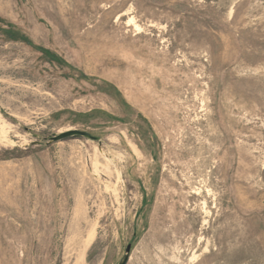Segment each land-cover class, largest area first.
<instances>
[{"label": "rangeland", "instance_id": "374dc122", "mask_svg": "<svg viewBox=\"0 0 264 264\" xmlns=\"http://www.w3.org/2000/svg\"><path fill=\"white\" fill-rule=\"evenodd\" d=\"M128 245L264 264V0H0V264Z\"/></svg>", "mask_w": 264, "mask_h": 264}, {"label": "water", "instance_id": "95a60500", "mask_svg": "<svg viewBox=\"0 0 264 264\" xmlns=\"http://www.w3.org/2000/svg\"><path fill=\"white\" fill-rule=\"evenodd\" d=\"M71 136H81V137H85L87 139H92V140H99L98 138L92 136L91 134L87 133V132H82V131H68L65 133H61L59 135L53 136L50 141L51 142H57L63 139H66L68 137ZM130 248L131 246L128 245L125 249V255L124 257L121 259V261L119 262V264H126L128 257H129V252H130Z\"/></svg>", "mask_w": 264, "mask_h": 264}, {"label": "bare ground", "instance_id": "6f19581e", "mask_svg": "<svg viewBox=\"0 0 264 264\" xmlns=\"http://www.w3.org/2000/svg\"><path fill=\"white\" fill-rule=\"evenodd\" d=\"M132 146H133V145H132ZM131 148H132V147H131ZM133 149H134L133 151H137L136 148H135V146H133ZM114 153H115V152H114ZM133 153H136V152H133ZM106 168H107V167H106Z\"/></svg>", "mask_w": 264, "mask_h": 264}, {"label": "crops", "instance_id": "0c3cea01", "mask_svg": "<svg viewBox=\"0 0 264 264\" xmlns=\"http://www.w3.org/2000/svg\"><path fill=\"white\" fill-rule=\"evenodd\" d=\"M137 149V148H136Z\"/></svg>", "mask_w": 264, "mask_h": 264}]
</instances>
